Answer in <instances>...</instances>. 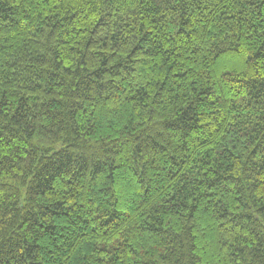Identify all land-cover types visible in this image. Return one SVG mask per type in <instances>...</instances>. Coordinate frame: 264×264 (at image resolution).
<instances>
[{"label":"trees","instance_id":"16d2710c","mask_svg":"<svg viewBox=\"0 0 264 264\" xmlns=\"http://www.w3.org/2000/svg\"><path fill=\"white\" fill-rule=\"evenodd\" d=\"M0 264H264V0H0Z\"/></svg>","mask_w":264,"mask_h":264}]
</instances>
